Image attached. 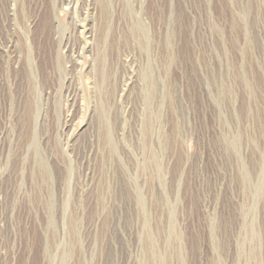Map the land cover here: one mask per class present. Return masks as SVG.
<instances>
[{"label":"rangeland","instance_id":"374dc122","mask_svg":"<svg viewBox=\"0 0 264 264\" xmlns=\"http://www.w3.org/2000/svg\"><path fill=\"white\" fill-rule=\"evenodd\" d=\"M0 264H264V0H0Z\"/></svg>","mask_w":264,"mask_h":264}]
</instances>
